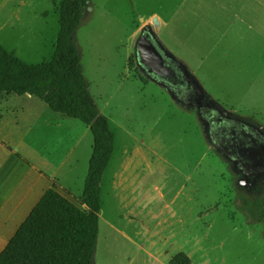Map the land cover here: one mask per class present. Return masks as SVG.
Segmentation results:
<instances>
[{"label": "rangeland", "instance_id": "obj_1", "mask_svg": "<svg viewBox=\"0 0 264 264\" xmlns=\"http://www.w3.org/2000/svg\"><path fill=\"white\" fill-rule=\"evenodd\" d=\"M60 2L0 0V41L29 62L51 58ZM88 9L77 42L90 90L116 134L103 175L96 264H129L136 247L159 252L158 264L179 250L192 264H264V221L245 203L264 195V0H90ZM154 12L170 14L169 23L151 27ZM145 29L179 66L181 82L143 63ZM66 117L78 137L85 132L78 148L85 157L94 133ZM221 117L249 126L261 146L234 139L227 148ZM89 160L73 174L68 163L60 179L80 206ZM128 183L137 188L129 214L117 196L127 195Z\"/></svg>", "mask_w": 264, "mask_h": 264}, {"label": "trees", "instance_id": "obj_2", "mask_svg": "<svg viewBox=\"0 0 264 264\" xmlns=\"http://www.w3.org/2000/svg\"><path fill=\"white\" fill-rule=\"evenodd\" d=\"M89 6L90 0H61L60 29L47 60L29 62L0 41V95L32 93L94 133L83 194L87 207L50 186L0 252V264H96L103 175L116 149V134L90 90L77 42L76 32ZM245 203L256 220L264 221V195ZM170 263L192 264V258L181 250Z\"/></svg>", "mask_w": 264, "mask_h": 264}, {"label": "crops", "instance_id": "obj_3", "mask_svg": "<svg viewBox=\"0 0 264 264\" xmlns=\"http://www.w3.org/2000/svg\"><path fill=\"white\" fill-rule=\"evenodd\" d=\"M169 15L163 17L154 12L148 18L150 26L155 20H159L160 25H167ZM156 34L158 36L157 29ZM35 97L32 93L0 95V252L50 186H56L72 199V192L60 182L62 171L69 163L66 172L73 174L78 162L82 158L91 160L93 154L86 151L83 157V149H78L85 132L78 137L77 123L66 117L69 115L53 110L47 103H38ZM85 126L83 131L91 129L89 125ZM155 145L159 148L157 143ZM164 162L160 160V163ZM122 172L117 173V188L120 190L125 184ZM84 188L80 194L81 206L87 207L83 201ZM135 190V183H128L127 195L118 192V202L124 204L127 214L131 212L130 198ZM100 215L102 220V212ZM162 221L164 219L156 222ZM159 256V252L147 253L136 247L129 264H158Z\"/></svg>", "mask_w": 264, "mask_h": 264}, {"label": "flooded vegetation", "instance_id": "obj_4", "mask_svg": "<svg viewBox=\"0 0 264 264\" xmlns=\"http://www.w3.org/2000/svg\"><path fill=\"white\" fill-rule=\"evenodd\" d=\"M148 32L149 31H147V35L151 37L150 33ZM165 63L172 66L174 70L169 76H166V77L162 76V77L173 83L181 82L182 75L180 73L179 66L176 65V63L173 60H171L167 55H166ZM216 122L220 124L219 126L220 129L218 128L219 136L224 140L225 146L227 148L230 146V143H227V142L229 141L232 143L234 139L236 140V142H242L245 146L250 145L253 148L261 146V142H260L262 141L261 137L258 136L255 132H253L249 128V126H242L238 123L235 126H233L232 121L225 117L224 118L221 117L220 120L216 119ZM237 136H240V139L235 138ZM255 151H256L255 149L249 150V154L253 155Z\"/></svg>", "mask_w": 264, "mask_h": 264}, {"label": "water", "instance_id": "obj_5", "mask_svg": "<svg viewBox=\"0 0 264 264\" xmlns=\"http://www.w3.org/2000/svg\"><path fill=\"white\" fill-rule=\"evenodd\" d=\"M143 63L153 72L164 77L169 76L174 68L165 63L166 53L150 36L147 29L138 43Z\"/></svg>", "mask_w": 264, "mask_h": 264}]
</instances>
